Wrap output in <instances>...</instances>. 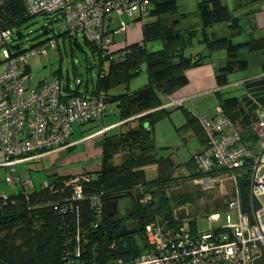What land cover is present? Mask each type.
Segmentation results:
<instances>
[{
    "label": "trees",
    "instance_id": "1",
    "mask_svg": "<svg viewBox=\"0 0 264 264\" xmlns=\"http://www.w3.org/2000/svg\"><path fill=\"white\" fill-rule=\"evenodd\" d=\"M231 1L232 10L225 0H196L195 10L191 12L185 9V0H147L148 14L140 20L141 41L126 44L128 52L114 60L101 57L99 50L86 41L98 57V74L95 81L91 79L92 88L88 92H103L106 103L117 101L120 118L136 117L124 131L105 136L99 142L102 150L100 168L77 175L84 177L78 181L83 197L73 200L72 209L66 207L72 194L71 185H66V182L76 176L54 175L48 188L41 185L40 188L18 189L4 198L0 196V264H67V258L73 256L71 254L77 244L81 246L78 263L81 260L86 264H115L116 258L128 262L142 251L143 246L129 239L123 242L127 252L113 253L119 240L113 237L115 227L107 216L112 198L130 197L135 210L146 223L155 215L173 217V208L185 203L196 204L206 195L198 189L181 194L167 192L168 185L177 184L182 177L174 174L179 165L174 159L157 155L153 125L165 115L159 108L158 93L168 95L185 86L188 82L186 71L207 62L212 53L221 50L226 53V63L215 77L219 87L227 86L229 74L247 69L248 61L239 58V51L264 56V36L233 40L241 36L243 25L241 17L232 12L248 7L258 10L259 7L255 6H260L264 0ZM30 16L20 0H0V30L16 28L19 31V26ZM187 16L191 20L197 18V24L183 25L181 21ZM220 23L226 25L227 35L207 33L209 27ZM41 33L48 37L49 30L43 27ZM198 33L202 35L199 40L201 48L191 52ZM70 39L72 42L73 38ZM14 40L9 46L11 55L23 51L17 34ZM151 41H158L160 46L147 49L145 44ZM143 63L146 64L148 82L137 91L129 92L126 85L139 73ZM119 85L126 86L124 92L113 93L114 87ZM64 92L67 96L81 94L78 87H65ZM215 95L222 114L242 132L241 142L258 153L260 146L253 150L259 140L252 128L255 113L247 111L239 97L226 96L218 90ZM185 124L196 135H204L198 117L187 115ZM204 139L206 146L205 136ZM117 154H122L124 159L113 163ZM149 166L156 168V176L151 179H147L145 173V167ZM187 167L190 175L183 180L202 175L194 162ZM146 193L151 195V200L141 204L139 199ZM93 194L101 199L100 216L90 203ZM201 210L207 212L211 206L203 205ZM202 211L196 210L188 217L193 230L198 228L196 215ZM76 235L80 236L79 242L74 238Z\"/></svg>",
    "mask_w": 264,
    "mask_h": 264
},
{
    "label": "built area",
    "instance_id": "2",
    "mask_svg": "<svg viewBox=\"0 0 264 264\" xmlns=\"http://www.w3.org/2000/svg\"><path fill=\"white\" fill-rule=\"evenodd\" d=\"M31 14L59 18L64 23V32L70 38L81 36L94 45L100 56L114 60L128 52L127 45L112 48L113 35L131 27L123 16L133 21L143 20L148 14L147 0H20ZM117 25L111 26L114 16ZM16 28L0 30V168L7 170L5 181L11 188L19 183L22 189L32 188L33 181L17 171L20 163H27L68 145L69 136L76 123L98 120L107 109L105 95L81 92L69 95L64 88L72 89L82 83L80 77L73 81L47 78L37 85H30L29 61L33 56H45L55 48L56 40L49 36L35 45H22L21 53L11 55L9 46L15 42ZM252 128L264 143V105L254 111ZM199 123L206 138V146L192 156L202 175L194 179L204 188L213 187L215 182L227 177L234 182L235 192L224 199L223 207L207 217L219 220L225 212V224L214 229L193 230L188 216L163 217L155 215L143 223L139 245L142 251L133 259L124 262L115 259V264H254L264 251V154L254 153L241 142V131L222 114L218 107L215 116H199ZM97 131L91 136L101 133ZM246 165L249 167L246 168ZM247 175L248 192L256 197L261 206L250 212L240 207L238 179ZM80 177L66 182L72 194L67 208L72 209L73 200L83 197ZM42 187H50V180ZM7 195H1L6 197ZM90 203L101 214V199L97 194L90 196ZM151 195L146 193L139 202L147 204ZM232 212L235 221L229 213ZM99 220V217L98 219ZM77 242L80 236L74 237ZM81 254L77 244L67 264H86L76 260Z\"/></svg>",
    "mask_w": 264,
    "mask_h": 264
},
{
    "label": "crops",
    "instance_id": "3",
    "mask_svg": "<svg viewBox=\"0 0 264 264\" xmlns=\"http://www.w3.org/2000/svg\"><path fill=\"white\" fill-rule=\"evenodd\" d=\"M225 1L229 9L232 10V1ZM195 6L196 0H185L186 10L194 12ZM255 7H259V9L257 8L258 10H253L251 7H248L244 10L242 9L239 11H232L235 16L241 17V23L243 25V32L241 33V36L234 37V41H239L248 36H264V3L260 4V6ZM125 20H127V22H132V25L125 31L114 33L112 44L113 49H117L118 47L124 46L126 44L141 41V21H133L129 17ZM197 22V18L194 17L191 20L188 16L181 21V23L185 26L192 23L197 24ZM116 25L117 19L115 18L114 20H112L111 26ZM207 33L214 34L215 36H222L228 34V29L225 24L220 23L209 27L207 29ZM119 34L122 36H120ZM116 35H119L117 36V40ZM201 37L202 35L198 33L196 39L193 41V45L196 42V45L193 46V49L201 48L199 43ZM145 46L147 49L153 50L158 48L160 46V43L158 41H151L146 43ZM239 58L247 60L248 67L245 71L233 72L229 74L227 86L219 87L216 84L215 79L219 69L226 63V53L225 51L221 50L212 53L208 61L204 64L188 69L186 71L188 82L185 86L176 89L168 95L158 93V97L160 99L159 108H162L164 110L165 115L153 125L155 147L157 155L159 157L170 156V158L174 159L179 164L175 169V176L185 178L190 175V170L188 169L187 164H189L190 162L193 163L192 156L201 151L205 146L204 135H196L193 130L186 126V116L192 115L195 117H213L219 107V100L215 95L217 90L222 93H226V96H236L237 93L231 94L229 92L232 88L238 90V88H240V84L244 83L248 79L257 77L264 72L262 70V67L264 66L263 55H253L245 50H241L239 51ZM59 73L60 76L54 75L52 76V78L56 77L63 80L60 71ZM66 78H68V80ZM66 78L65 79L67 81H71L69 80L68 76ZM44 79L36 81L34 85H37ZM147 82L148 74L146 64L143 63L140 66L139 73L129 79L126 85L127 90L129 92L137 91L138 89L145 86ZM87 83H85V85L83 86L84 89L81 90L80 86L83 85L82 80V83L78 86L79 91H90L92 87L88 86ZM126 86L119 85L114 87L113 93L124 92V87ZM135 117L136 116H131L129 117V119L120 118L118 102L112 100L107 103V109L100 119L92 120L87 123L74 124L69 136L68 145L56 151L46 152L43 155L52 156L56 154H62L58 159L61 164L65 163V165L64 167H56L53 165L55 169H52L51 171L55 173L42 180V182L53 179L54 175H70L74 177L79 175L82 171L98 170L100 168L102 153L99 142L105 136L118 135L119 133L124 131L129 123L133 124V119ZM97 131L102 132L91 136ZM74 134H77L78 136L75 137ZM73 147H78V149L74 153L69 152ZM116 156H120L121 161H123L124 157L122 154H117L114 156V158ZM36 159L40 158L38 157L33 160ZM31 161L27 162V164ZM22 164L25 163H20L18 164V166ZM3 169L7 172L5 168ZM22 170L17 171L23 177H30L34 184L33 187L37 188L35 186V181L31 176V169L29 168V166H27L26 172H23ZM22 173H24V175H22ZM4 183L8 186L5 181V177ZM8 187L11 189V192L22 189V185H20L19 183L14 188H11L10 186Z\"/></svg>",
    "mask_w": 264,
    "mask_h": 264
},
{
    "label": "rangeland",
    "instance_id": "4",
    "mask_svg": "<svg viewBox=\"0 0 264 264\" xmlns=\"http://www.w3.org/2000/svg\"><path fill=\"white\" fill-rule=\"evenodd\" d=\"M115 17L116 16H114V18ZM123 18L127 19L128 17L123 16ZM43 27H46L49 30L48 37L52 36L56 40L57 44L55 48L49 49L45 56H33L30 58L29 70L31 76V85H34L36 81L44 78H52V76L54 75L60 76V71L63 80H65V78L68 76L69 79L73 81L75 77L80 76L83 80V85L80 86L81 90L84 89L83 86L87 82L88 86L91 87V79L95 81L98 74L97 54L81 36H78L77 38L79 47H74L72 45L71 39L64 32V23L59 18L55 17L51 20L50 15L44 16L42 14H35L30 16L18 28V30L22 34V36L18 38V42H20L21 45L27 46L39 43L40 41L47 38L46 34L41 33ZM119 35H116V40L117 36ZM195 43L194 45H196ZM190 50L191 52L199 51V49L192 50V48ZM190 50L188 49V51ZM1 60L2 56L0 51V61ZM72 89H75V86H73ZM229 92L231 94L239 93L235 91V88H232ZM74 136L76 137L78 135L74 134ZM259 146L260 144L258 142L253 150H258ZM77 149L78 147H73L69 152L74 153ZM61 155L62 154L41 156L39 157L40 159L33 160L28 164L25 163L17 166V170L21 171L23 169L22 171L26 172L27 166H29V168L31 169V176L36 184L35 186L37 188H40V183L42 182V180L55 173L51 171L52 169H55L54 166L64 167L65 163L61 164L58 159ZM120 161V156H116L113 159V163H118ZM145 173L147 179L154 178L156 176L155 166L145 167ZM5 175L6 171L3 168H0V196L8 195L11 193V189L4 183ZM22 175H24V173H22ZM194 179L183 180L182 178V180L177 184L171 183L170 185H168L169 189L167 188V192L181 194L187 193V190L195 191L198 189L203 191L206 195L202 197L196 204L185 203L173 208L172 213L176 214L178 217H190V215L194 211H202L201 208L203 205L211 206V210L207 212L202 211L201 214L196 215L198 228L214 229L223 226L225 224V212L220 213L221 218L219 220H212L207 216L212 212H218L219 210H221L223 207L224 199H229L230 196L234 194V182L227 177H223L215 182L213 187H208V189H206L202 185L195 183ZM154 197L156 198V194L154 195ZM213 206H215L216 208H212ZM229 215L232 221H235L233 213L230 212Z\"/></svg>",
    "mask_w": 264,
    "mask_h": 264
},
{
    "label": "water",
    "instance_id": "5",
    "mask_svg": "<svg viewBox=\"0 0 264 264\" xmlns=\"http://www.w3.org/2000/svg\"><path fill=\"white\" fill-rule=\"evenodd\" d=\"M42 15L45 16L46 13H42ZM16 34L17 38L21 37L19 31H17ZM72 45L77 48L79 47V44L77 43V38L72 39ZM243 88L245 89L246 94H243L240 97V101L243 103L244 107H246L247 111L253 112L259 106L264 105V73L252 79L246 80L243 85ZM260 154H264V144L261 147ZM248 184V178L238 179V192L242 212L251 211L250 198L252 201L253 211L257 210L261 206L259 200L249 194L247 188ZM127 207L130 209L129 213L133 212L134 204L133 200L130 197L112 198L108 204V215L111 216L110 222L120 221L123 218V214L125 213ZM135 231V229H127V227L121 225L119 230H117L113 234V237L119 240L114 248V254L119 255L127 252L128 249L125 245H123V241L121 240V238L125 235L134 233ZM254 264H264V251H262V254L254 260Z\"/></svg>",
    "mask_w": 264,
    "mask_h": 264
},
{
    "label": "flooded vegetation",
    "instance_id": "6",
    "mask_svg": "<svg viewBox=\"0 0 264 264\" xmlns=\"http://www.w3.org/2000/svg\"><path fill=\"white\" fill-rule=\"evenodd\" d=\"M249 80V79H248ZM245 83V82H244ZM244 83H242L241 85H239L240 87V94L241 96L244 94H246L245 89L243 88ZM134 204V202H133ZM130 209L127 207V209L125 210V213L123 214V218L120 221H116V222H111V225H113L115 227V232L117 230H119V228L121 227V225H124L125 227H127V229H135L136 231L134 233L125 235L121 238V240L127 241L129 239L135 240L136 243H139V240L141 238L142 235V229L141 227L143 226V219H142V215L140 213H138L135 208L133 209V212L129 213ZM108 218L110 219L111 216H109L107 214Z\"/></svg>",
    "mask_w": 264,
    "mask_h": 264
},
{
    "label": "clouds",
    "instance_id": "7",
    "mask_svg": "<svg viewBox=\"0 0 264 264\" xmlns=\"http://www.w3.org/2000/svg\"><path fill=\"white\" fill-rule=\"evenodd\" d=\"M264 73V72H263ZM241 85V84H240ZM235 91H237V92H240V88H238V90H236L235 89ZM233 94V93H232ZM235 97H239V99H240V97H241V94L240 93H237V95L235 96ZM254 112V111H253ZM259 142V141H258ZM259 144H260V142H259ZM264 144V143H263ZM263 145H261L260 144V147H262ZM261 150V149H260ZM259 153H260V151H259ZM124 245V244H123Z\"/></svg>",
    "mask_w": 264,
    "mask_h": 264
}]
</instances>
